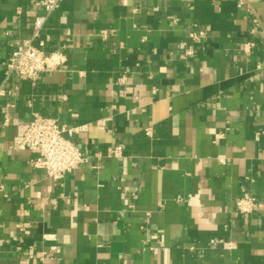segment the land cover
Here are the masks:
<instances>
[{
	"label": "crops",
	"instance_id": "0c3cea01",
	"mask_svg": "<svg viewBox=\"0 0 264 264\" xmlns=\"http://www.w3.org/2000/svg\"><path fill=\"white\" fill-rule=\"evenodd\" d=\"M33 1L0 0V82ZM41 33L65 62L0 96V264H264V0H63ZM35 113L82 151L61 180L14 148Z\"/></svg>",
	"mask_w": 264,
	"mask_h": 264
},
{
	"label": "built area",
	"instance_id": "2783aa9c",
	"mask_svg": "<svg viewBox=\"0 0 264 264\" xmlns=\"http://www.w3.org/2000/svg\"><path fill=\"white\" fill-rule=\"evenodd\" d=\"M61 1L63 0H35L32 2L33 6L42 12L35 15L29 38L17 42L10 56L3 63L0 96L5 95V84L12 76L22 80H35L41 74L56 70L65 62V53L61 49L45 52L43 50L44 42L39 40L47 17L58 8ZM253 22L255 25L258 24L256 18ZM203 34V31H193L189 33V37L195 40L202 37ZM35 41L38 42V45H35ZM253 45V42H245V51L249 52ZM187 53L190 54L191 50H188ZM24 127L14 148L35 152L36 156L30 160V165L44 170L51 179L61 180L85 160L79 147L66 137L65 133L69 130L61 125L56 118L35 113ZM122 148L121 144L112 146L109 149V155L120 156ZM256 203L257 199L250 194H244L234 200L235 210L240 214L251 213L255 210Z\"/></svg>",
	"mask_w": 264,
	"mask_h": 264
}]
</instances>
